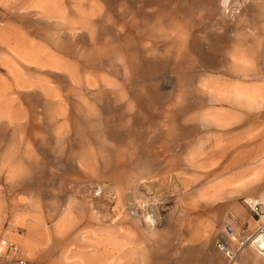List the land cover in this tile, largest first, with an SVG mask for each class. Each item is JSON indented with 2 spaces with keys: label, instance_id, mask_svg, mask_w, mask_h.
Listing matches in <instances>:
<instances>
[{
  "label": "rangeland",
  "instance_id": "rangeland-1",
  "mask_svg": "<svg viewBox=\"0 0 264 264\" xmlns=\"http://www.w3.org/2000/svg\"><path fill=\"white\" fill-rule=\"evenodd\" d=\"M263 167L264 0H0V264H225Z\"/></svg>",
  "mask_w": 264,
  "mask_h": 264
},
{
  "label": "built area",
  "instance_id": "built-area-1",
  "mask_svg": "<svg viewBox=\"0 0 264 264\" xmlns=\"http://www.w3.org/2000/svg\"><path fill=\"white\" fill-rule=\"evenodd\" d=\"M244 203L250 211L255 224L240 225L234 220H227L222 226L221 234L216 238L215 246L223 256L225 264H241L242 253L252 248L264 259V200L261 197H245ZM6 248V257L18 255V246L7 239L1 240ZM19 264H26L19 259Z\"/></svg>",
  "mask_w": 264,
  "mask_h": 264
},
{
  "label": "bare ground",
  "instance_id": "bare-ground-1",
  "mask_svg": "<svg viewBox=\"0 0 264 264\" xmlns=\"http://www.w3.org/2000/svg\"><path fill=\"white\" fill-rule=\"evenodd\" d=\"M242 2V1H241ZM241 7V6H240ZM233 10V9H232ZM235 10V9H234ZM258 92V91H257ZM234 100H236L238 103H241V104H247V103H251V101L252 100H250V99H248V98H245V97H243V96H241V95H239V94H235L234 95ZM254 109V108H253ZM126 153V152H125ZM132 163H134L135 165H137L138 167H139V169L141 170V162L140 161H137V162H132ZM143 166V165H142ZM231 167V165L229 166V168ZM133 173L134 172H132L131 173V177L133 178V177H135L134 175H133ZM262 172H261V170H256V172H255V177H256V180H257V178H259V176H260V174H261ZM136 175V174H135ZM145 177H146V175H140L139 176V179H138V181H140V180H145ZM145 183V182H144ZM135 184V183H134ZM139 184V183H138ZM141 186V185H140ZM150 187V186H149ZM224 187V188H223ZM117 188H118V186H117ZM105 189V188H104ZM104 189H102V190H104ZM237 189H240V188H235L234 187V184H232V182L229 180V181H224V182H222V184L221 185H218V188H215V189H212V194L211 195H209V197H210V199L211 200H217V199H219V198H221L222 196H224V195H230V194H232V193H235V192H237ZM241 189H242V187H241ZM145 197V196H144ZM138 198V197H137ZM262 198V197H261ZM153 220H154V218H153ZM252 225H254L255 223H254V221L251 223ZM246 250H250V251H252V252H254V253H256L252 248H248V249H246ZM245 252V251H244ZM243 252V253H244ZM243 253H242V255H243ZM256 255H258L257 253H256ZM242 257V256H241ZM258 257L261 259V260H263L264 261V259H262L259 255H258ZM247 263H249L248 261H250V258L248 257L247 259Z\"/></svg>",
  "mask_w": 264,
  "mask_h": 264
},
{
  "label": "crops",
  "instance_id": "crops-1",
  "mask_svg": "<svg viewBox=\"0 0 264 264\" xmlns=\"http://www.w3.org/2000/svg\"><path fill=\"white\" fill-rule=\"evenodd\" d=\"M234 102H236V103H238L236 100H234ZM240 104V103H239ZM264 168V167H263ZM259 169V170H261V172L263 173V170L264 169ZM258 170V169H257ZM261 173V174H262ZM261 174H260V176H261ZM260 176H259V178H260ZM257 181V180H256ZM262 199L264 200V198L262 197ZM240 215H242V216H244L246 219H248L249 220V223H250V225H251V222H250V217L247 215V214H245L244 212H242L241 210H240ZM253 219V218H252ZM253 221H254V219H253ZM255 223V222H254Z\"/></svg>",
  "mask_w": 264,
  "mask_h": 264
}]
</instances>
